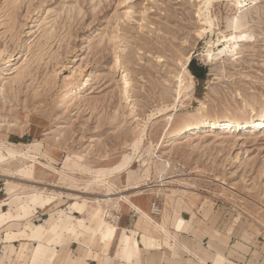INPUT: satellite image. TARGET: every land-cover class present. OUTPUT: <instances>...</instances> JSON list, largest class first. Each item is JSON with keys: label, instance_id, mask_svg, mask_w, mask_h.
Wrapping results in <instances>:
<instances>
[{"label": "rangeland", "instance_id": "obj_1", "mask_svg": "<svg viewBox=\"0 0 264 264\" xmlns=\"http://www.w3.org/2000/svg\"><path fill=\"white\" fill-rule=\"evenodd\" d=\"M208 1L0 0V141L27 152L29 144L43 140L40 152L30 151L37 161L56 168L67 164L65 169L85 164L91 174L122 168L126 184L144 182L145 190L155 188L164 165L155 154L166 151V177L175 181L145 196L152 193L157 204L167 205L185 201L184 190L204 198L209 210H223L231 224L242 210L233 235L250 236L247 242L259 249L264 240V130L255 125L206 129L190 138L185 127L176 140L158 147L161 135L173 130L167 129L170 115L175 122L188 114L247 116L264 109V0H211L209 6ZM207 16L213 32L200 36L208 29ZM234 28L247 35L237 55L207 60L208 42ZM187 57L194 89L172 109L174 76ZM73 72L86 76V88L65 99L80 83ZM124 76L130 83L126 94ZM167 106L170 110L150 118L134 154L148 115ZM0 172L15 174L17 180L38 181L40 175L17 157L5 160ZM56 180L51 189L59 192Z\"/></svg>", "mask_w": 264, "mask_h": 264}, {"label": "crops", "instance_id": "obj_2", "mask_svg": "<svg viewBox=\"0 0 264 264\" xmlns=\"http://www.w3.org/2000/svg\"><path fill=\"white\" fill-rule=\"evenodd\" d=\"M9 139L10 136H6V140L12 142ZM67 160L62 162L67 163ZM62 166L68 167L67 164ZM106 171L102 172L107 174ZM15 177V174L0 172V264H264V240L258 249L247 242L250 236L235 237L234 228L242 220L236 224L226 223L223 210H209L208 205L202 204L204 198L184 194V190L181 195L186 202L157 204L152 193L133 199L138 208L148 213L152 201L159 206V214L153 215L156 224L140 218L134 208L123 206L118 221L107 220L95 234L92 229L96 219L90 220L85 211L79 209L73 211L70 221L82 220L84 224L73 232L66 231V224L52 231L53 237L42 230H30L29 221L42 225L46 215L68 209L72 200L65 195L73 191L59 184V192L64 193L62 201L52 205L54 200L50 199L53 202L48 204L49 200L44 198L40 205L22 208L19 202H23V197L8 198L6 181H21L18 191L24 193L29 191L25 190L28 186H24L27 181L30 188L33 182L39 185L57 180L53 178L49 182L41 175H36L38 181ZM114 182L118 186L126 185L124 176ZM87 211L90 214V210ZM123 231L126 238L121 243ZM129 238H134L135 242L133 245L131 242L130 248L126 246Z\"/></svg>", "mask_w": 264, "mask_h": 264}, {"label": "bare ground", "instance_id": "obj_3", "mask_svg": "<svg viewBox=\"0 0 264 264\" xmlns=\"http://www.w3.org/2000/svg\"><path fill=\"white\" fill-rule=\"evenodd\" d=\"M211 0H209L206 5L209 6ZM205 16V15H203ZM204 22L207 23L208 29L203 30L200 33V36H203L206 31L212 33V23L210 22L209 16L204 17ZM215 42H208V48L206 51L207 60H213L214 58L221 57L222 55H226L230 53L232 57L237 55V50L239 47V43L245 41L247 39V35L244 32H237V28L232 29V32L229 34H221V38L219 35L216 36ZM213 47L216 48V52H213ZM188 57L185 63V66L182 67L181 72L174 76L175 78V88H174V104L172 105V109L176 108V104L180 103L184 98H189L191 96V92L194 89L193 76L187 69L188 65ZM71 77L79 78L80 83L74 87L70 88L65 94V99L71 98L73 95L79 94L84 91L86 88V76L82 74L72 73ZM122 88L123 93L126 94L128 89L130 88V83L126 80L125 76L122 79ZM205 105L203 102L199 104V108H204ZM170 110L167 107L155 108L152 110L151 114L148 115V119L145 123H143L140 128L139 137L137 139V147L135 153H138L141 149L143 142L147 133V125L150 118L154 115L160 116L164 114V111ZM167 129L173 127V130L169 133H163L160 138V144L158 147H162L164 143L167 141L176 140L180 135L183 128H188L190 130L189 136L196 135L200 130L205 131L206 129H219L223 131H231L233 128L237 129H251L252 125L260 126L262 130H264V109L260 113H251L247 116H241L237 114H226L222 116H209L206 114L198 113V114H188L187 117H183L182 119L175 121L173 117L170 115L167 118ZM187 137V136H186ZM189 140V139H188ZM43 141V140H42ZM42 141L29 144L27 152H23L15 144L7 143L4 140L0 141V168L1 164L8 159L19 158V160H23L24 162L32 163V167L35 168L36 173L46 176L49 182L53 178H58V182L64 184L67 189L74 190L77 194H66V198H71L72 205L68 209H61L51 212L46 215L44 219V223L42 225L36 224L35 221L30 222L28 227L30 230H42L47 233L49 236L53 237L52 231H56L59 228V225L66 224V231L73 232L76 228H80L84 221L77 220L72 223L70 220L72 219V213L74 210L79 209L85 211L87 217L92 220L96 219V223L94 225L93 234L100 232L102 226L107 222H117L119 219V214L123 206H128L130 209L134 208L140 214V218L145 219L149 223L156 224V220L154 216L159 209L155 207V204H152V212H145L143 209L138 208L133 199L141 198L145 196L146 192L156 191V193H160L162 187L167 186L173 183L175 180L166 177V171L170 168L168 162L165 163L163 154L166 151H162L160 155L155 154V158L158 159L164 165L160 168V173H158L159 180L155 181L151 187H155L154 189L145 190L147 187L146 183H139L135 181L133 184H126L124 186H118L114 180H118L122 174V168L118 169L117 172H109L104 174L102 171L105 170H96L95 173H89L90 167L83 164L78 167H70L69 169L56 168L50 165H46L43 160L37 161L35 158L30 156V151L35 150L39 151L42 149ZM167 154V153H166ZM165 154V155H166ZM137 155V154H136ZM163 156V157H162ZM167 156V155H166ZM135 161V160H134ZM132 164V163H131ZM129 168V167H128ZM130 170V169H128ZM124 171V170H123ZM127 171V170H126ZM92 172V171H91ZM79 175V181H76L75 177ZM138 175V174H137ZM7 178V177H6ZM8 179V178H7ZM38 179V178H36ZM21 180V179H19ZM21 181H16L15 183H11L6 181V186L8 189V198L11 196H17L18 198L23 197V202H19L22 208L29 207L30 205L36 206L40 205V200L43 201L44 198L48 204L52 203V200H60L64 198L62 192L55 191L51 189V187L55 188V183H48L42 186H39L38 183L34 182V185H31L32 190L26 191L24 193H20L18 188L20 186ZM37 185V186H36ZM121 185V184H120ZM39 186V187H38ZM130 190L132 192L127 195H122L121 193L124 191ZM162 195V194H160ZM67 200V199H66ZM62 201V200H60ZM0 202V206H1ZM87 210H90V214ZM159 214V213H158ZM243 212L242 210L237 211V214L233 218V223L239 222L242 220ZM142 220V219H141ZM109 224V223H108ZM254 224V223H253ZM116 225V224H115ZM255 225V224H254ZM264 226V224H263ZM63 227V226H62ZM106 227V226H105ZM259 228V226H257ZM33 228V229H32ZM64 229V228H63ZM101 229V230H100ZM65 230V229H64ZM65 232V231H64ZM126 235L123 231L121 243L124 242ZM134 239V238H133ZM129 238L126 243V246L130 248L131 242L132 245L135 243L134 240ZM125 247V249H128ZM5 256V255H4ZM3 262V261H2Z\"/></svg>", "mask_w": 264, "mask_h": 264}, {"label": "trees", "instance_id": "obj_4", "mask_svg": "<svg viewBox=\"0 0 264 264\" xmlns=\"http://www.w3.org/2000/svg\"><path fill=\"white\" fill-rule=\"evenodd\" d=\"M190 69H191V71L193 72V74H194L195 76H199L197 73H195V71L193 70L192 66H190Z\"/></svg>", "mask_w": 264, "mask_h": 264}, {"label": "built area", "instance_id": "obj_5", "mask_svg": "<svg viewBox=\"0 0 264 264\" xmlns=\"http://www.w3.org/2000/svg\"><path fill=\"white\" fill-rule=\"evenodd\" d=\"M155 205H156V203H155ZM159 212H157V214H158Z\"/></svg>", "mask_w": 264, "mask_h": 264}]
</instances>
